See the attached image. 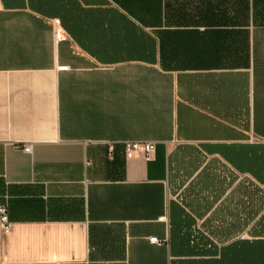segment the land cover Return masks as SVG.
<instances>
[{"label": "crops", "instance_id": "0c3cea01", "mask_svg": "<svg viewBox=\"0 0 264 264\" xmlns=\"http://www.w3.org/2000/svg\"><path fill=\"white\" fill-rule=\"evenodd\" d=\"M255 145L264 0H0V264H264Z\"/></svg>", "mask_w": 264, "mask_h": 264}, {"label": "built area", "instance_id": "2783aa9c", "mask_svg": "<svg viewBox=\"0 0 264 264\" xmlns=\"http://www.w3.org/2000/svg\"><path fill=\"white\" fill-rule=\"evenodd\" d=\"M54 24V38L56 41H61L64 39L61 27L59 25V20L55 19ZM65 70L66 67H59V70ZM24 151H29L30 146H24ZM155 152V143L152 141H128L124 145V153L126 158H134L138 155H142L147 160L153 158ZM12 222L9 219V212L7 203H0V229L3 233H8L12 227ZM151 243H158L156 238H150Z\"/></svg>", "mask_w": 264, "mask_h": 264}, {"label": "trees", "instance_id": "16d2710c", "mask_svg": "<svg viewBox=\"0 0 264 264\" xmlns=\"http://www.w3.org/2000/svg\"><path fill=\"white\" fill-rule=\"evenodd\" d=\"M250 151L252 158L248 162L247 171L258 177L261 172L264 173V146H256V145L251 146ZM250 185L252 184L250 183ZM257 191H260L259 203H260V207H262V205H264V193L262 192V190L256 188L254 191H250L248 194L247 193L244 194L246 200L249 201V203L251 204V208H250V211L252 213L250 217L251 220L253 219V213L257 212L256 210H252L254 204L258 202ZM254 234L257 236H264L263 220H260L259 222L255 223Z\"/></svg>", "mask_w": 264, "mask_h": 264}, {"label": "bare ground", "instance_id": "6f19581e", "mask_svg": "<svg viewBox=\"0 0 264 264\" xmlns=\"http://www.w3.org/2000/svg\"><path fill=\"white\" fill-rule=\"evenodd\" d=\"M62 70H64V69L62 68Z\"/></svg>", "mask_w": 264, "mask_h": 264}]
</instances>
